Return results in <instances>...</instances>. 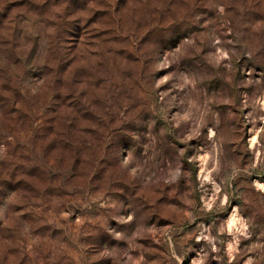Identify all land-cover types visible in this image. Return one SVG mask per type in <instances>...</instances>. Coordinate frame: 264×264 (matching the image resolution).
I'll list each match as a JSON object with an SVG mask.
<instances>
[{
    "label": "clouds",
    "instance_id": "9594fccd",
    "mask_svg": "<svg viewBox=\"0 0 264 264\" xmlns=\"http://www.w3.org/2000/svg\"><path fill=\"white\" fill-rule=\"evenodd\" d=\"M0 264H264V0H0Z\"/></svg>",
    "mask_w": 264,
    "mask_h": 264
}]
</instances>
